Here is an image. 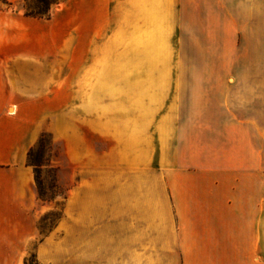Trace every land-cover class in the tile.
Wrapping results in <instances>:
<instances>
[{"label":"crops","instance_id":"0c3cea01","mask_svg":"<svg viewBox=\"0 0 264 264\" xmlns=\"http://www.w3.org/2000/svg\"><path fill=\"white\" fill-rule=\"evenodd\" d=\"M121 9L116 19L132 25L104 29L132 30L135 56H181L180 100L166 104L160 143L166 216L177 228L133 252L153 253L145 264H264V84L247 82L257 71L241 64L264 56L245 47L264 45V0H132L126 17ZM20 17L43 33L59 20ZM13 19L0 6V46L17 43ZM41 59L0 56V253L28 243L44 207L28 160L43 132Z\"/></svg>","mask_w":264,"mask_h":264},{"label":"rangeland","instance_id":"374dc122","mask_svg":"<svg viewBox=\"0 0 264 264\" xmlns=\"http://www.w3.org/2000/svg\"><path fill=\"white\" fill-rule=\"evenodd\" d=\"M47 5L0 0L18 26L17 43L1 45L0 56H41L35 95L45 113L32 157L41 160L32 166L44 207L29 222L28 243L0 253V264H145L154 254L133 252V246L144 248L153 234L177 228L166 216L160 143L166 104L180 100L181 56H135L127 38L132 30L104 29L132 25L116 19L117 6L131 15L132 0H55L42 20L47 23L52 12L59 20L44 33L28 24L24 38L20 16ZM245 47L264 52L260 43ZM244 58L242 66L257 71L246 81L264 84V56Z\"/></svg>","mask_w":264,"mask_h":264},{"label":"trees","instance_id":"16d2710c","mask_svg":"<svg viewBox=\"0 0 264 264\" xmlns=\"http://www.w3.org/2000/svg\"><path fill=\"white\" fill-rule=\"evenodd\" d=\"M45 1L47 4L49 3V5H47L45 8L43 9H39V10H27L26 14L27 15H32V16H38V17H43V16H49L50 15V6H51V3H54L55 0H43ZM45 137V134H42V137L40 138V144H42V141ZM34 147H32L29 151V157H28V160H29V163L31 165H34L35 167H39L41 165V160H34L32 159L33 157V154H34ZM36 178L38 179V177L36 176Z\"/></svg>","mask_w":264,"mask_h":264}]
</instances>
